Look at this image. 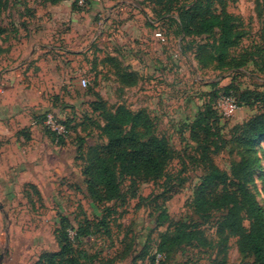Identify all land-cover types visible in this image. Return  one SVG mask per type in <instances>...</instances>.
Returning a JSON list of instances; mask_svg holds the SVG:
<instances>
[{
    "label": "rangeland",
    "instance_id": "rangeland-1",
    "mask_svg": "<svg viewBox=\"0 0 264 264\" xmlns=\"http://www.w3.org/2000/svg\"><path fill=\"white\" fill-rule=\"evenodd\" d=\"M208 1L68 0L66 7L72 13L66 16L62 10L45 15L47 7L42 0H10L6 4L0 19V30L4 31L0 35V47H4L0 55V80L6 87L0 93L5 103L1 105L5 107L4 117L24 101L33 84L35 87L42 84L39 88L46 89L50 106L33 104L27 112L32 117L37 112L52 114L65 123L64 142H55L43 125L42 140L46 138L56 146L51 161L55 163L56 156L65 161L68 175L51 178V183L40 181L39 192L28 184L22 187L21 180L3 184L0 264H38L46 253H59L56 234L63 218H68L76 228L86 227L88 219L95 224L90 225L89 232L93 235L80 239L75 249L78 256L87 253L100 264V260H113V264H151L156 253L162 257L160 264L253 262L251 256L242 255L239 238L226 230L231 207L202 213L195 202L196 191L209 174V165H214L229 178V190L240 203L242 228L251 232L264 223V142L256 145L247 142L250 123L264 119V73L260 70L264 67V0H226L225 5L210 0V9ZM191 9L198 15L209 9L214 14L233 16L243 33L234 53L248 51L252 54L250 62L238 70L202 69L196 59L198 49L205 47L214 52L220 31L198 34L191 30L186 17ZM39 13L43 15L41 20ZM179 18L182 24L178 26L171 21ZM42 22L55 30L47 44L49 48L42 54L43 68L38 72L36 66H15L18 49L29 50L33 46L30 41H23L24 35L42 29ZM136 24L138 31L145 30L155 41L163 40V59L153 56L156 65L163 68L155 70L157 73L153 68L151 74L141 77L145 80L143 84L127 89L116 84V66L109 59L114 57L124 66L138 63L139 59H132L127 50L132 42L128 38H134ZM10 61H15L13 66L8 64ZM53 72L63 82L56 84ZM43 73L45 85V80L39 79ZM82 80L87 81L86 88L81 86ZM225 94L239 103V109L230 117L223 116L217 108L218 97ZM95 95L111 110L120 105L134 109L156 107L159 116L155 119V135L166 138L172 154L165 176L157 181L118 173L122 197L108 204L93 203L80 176L93 151L107 143L99 127L103 121L99 113L92 112L90 101H95ZM148 96L155 98L148 100ZM206 109H213L214 113L210 130L192 139L191 127ZM21 129L18 133L23 134L17 137L16 144L24 149L17 152L2 145L0 158L8 155L16 159L24 151L26 169L33 174L36 169L32 165L40 159V151L35 149L40 136L31 137L28 128ZM3 139L7 136L0 137L4 144ZM203 148L209 160L202 159ZM21 156L24 157L23 152ZM161 215L167 216L163 222ZM179 222L197 230L200 240L169 255L159 252L161 237L171 234L172 225ZM70 235L74 237L73 231Z\"/></svg>",
    "mask_w": 264,
    "mask_h": 264
},
{
    "label": "trees",
    "instance_id": "trees-1",
    "mask_svg": "<svg viewBox=\"0 0 264 264\" xmlns=\"http://www.w3.org/2000/svg\"><path fill=\"white\" fill-rule=\"evenodd\" d=\"M9 1L0 0V19L3 14L2 11H4ZM50 1L52 4H57L60 0ZM219 1L221 5L226 4V0ZM211 4L212 2L209 0V9ZM209 9L205 13H200V15L193 13V9L186 12L189 28L196 33L208 34L216 29L220 31L219 44L214 52L205 47L198 49L196 59L199 66L202 69L212 68L214 70H238L245 67L250 62L252 54L248 51L238 55L234 53V50L239 47L243 40V33L239 31L235 18L226 13L214 14ZM30 16L32 15L30 14ZM162 19H166V17ZM171 21L177 26L182 22L180 18L179 20ZM3 32V30H0V35ZM3 53L4 48L0 47V55ZM109 61L116 66L114 76L122 87L131 88L137 86L141 79L138 73L130 72L129 67H124L114 57L109 59ZM117 66L121 67V69L117 68ZM260 70L264 73V67ZM225 95L230 96L229 94ZM90 104L93 108L92 112L99 113L103 121V126L99 127L101 134L107 140L106 145L93 151L91 159L88 160V166L82 172L87 195L93 203L108 204L122 197L118 181L119 175L130 178L144 177V179L151 181H157L165 176L172 154L168 148L166 138H160L155 135L156 118H153L145 109L133 112L124 105L111 110L100 96L96 97L95 101ZM215 109L218 111L216 105ZM212 110L206 109L199 113L194 125L191 127L192 139H197L200 132H209L210 120L214 114ZM46 115L44 114L40 117L42 125ZM49 134L55 142H64V138H58L52 133ZM247 142L249 145L264 142V119H255L250 123ZM202 159L209 160L207 151L204 148L202 150ZM208 168L209 174L196 191L195 203L198 211L209 213L211 209L231 207L227 223L225 224L226 230L239 238L242 255L253 258V262L243 264H264V223H260L258 230L245 231L242 228L239 217L240 203L235 199V193L229 190L228 176L214 165H209ZM220 187L223 188L221 192L218 191ZM166 219L167 216H160L162 222ZM86 223V227L79 226L76 228L71 225L68 218H63L60 222L61 228L56 234L61 248L60 252L46 253L41 257L38 264H95L97 261L95 256L90 257L87 253H82L80 257L77 249H75L80 239L93 235L92 232H89L90 225L93 223H90L89 219ZM172 228L171 234H165L161 237L158 248L161 253L169 255L179 247L200 240V233L182 222L172 225ZM69 230L73 231V238ZM155 260L156 255L151 264H155ZM100 261L101 264H113L114 262L113 260Z\"/></svg>",
    "mask_w": 264,
    "mask_h": 264
},
{
    "label": "crops",
    "instance_id": "crops-1",
    "mask_svg": "<svg viewBox=\"0 0 264 264\" xmlns=\"http://www.w3.org/2000/svg\"><path fill=\"white\" fill-rule=\"evenodd\" d=\"M40 1L41 0H39V2ZM67 1L68 0H60L57 4H52L50 0H42V3H44L45 5L44 7H47L46 9L47 11L45 10L44 14L45 15L48 14V16H52L61 10L63 11L62 13H64L63 14L64 16H66L67 14H71L72 10L66 7ZM41 9H44V8H41ZM42 18H43V15L39 13L38 19L41 20ZM42 24H43L42 29L29 32L28 34L24 35L25 38L23 39V41L25 43H27V41H30V43H33V46H31L29 50H28V47L18 49L17 51L18 53H16L17 62L15 63V61L13 62L10 61L8 62V64H11L12 66L14 65V63L16 64L15 66H18V64H23L24 67L29 66L32 68L36 66L35 70L38 72H39V68H43L44 66L43 64L45 63V60L42 58V54H44V52H46V50L49 48L47 44L54 37L55 30L53 28H48L46 25H44L43 22ZM133 30L135 31L134 38L132 36L128 38L129 42L130 40H132V42L128 44L127 50H128V54L130 55V57H132V59H136V60L139 59V61L138 63H135L134 65H132V63L129 62L127 65L125 66L123 65V66L129 67L130 72H136L140 75V77H144L148 73L151 74V71L153 70V68H154V73H157V71L155 70L159 71V68L161 70V68L163 67L162 66L159 67L156 65V63L154 62L153 56L158 58V60L163 59L164 47H163V44L161 43L163 40L156 39L157 41H155L154 38H152V36H148V33L145 30L141 32L138 31L139 27L137 24L135 25V28ZM137 35H141V36L138 37ZM65 39L68 40V36L65 37ZM64 45L66 46V43H64ZM153 48H157V49H153ZM140 49H145V51H142L141 53ZM147 51L150 52V54H146ZM157 51L158 53H156ZM151 62L153 63L152 65H151ZM52 67L55 68V65L54 66L52 65ZM5 76L6 75H2L3 78H5ZM43 76H45L44 73L41 75V77H39L40 82L45 80ZM52 78H55L54 82L56 84H58V82L60 83L63 82V79L59 77L56 72H53ZM143 81L145 80L141 78L137 86L127 88V89H136L139 85L144 83ZM45 82L47 83V81L45 80L43 85H45ZM116 84L121 86L118 81H116ZM2 85L4 84H3V80L1 79L0 80V93L3 90H6L5 85L4 86ZM41 85L35 87V84H33L30 88V91L28 92V95H25L24 101L18 104V107L16 108L14 107L15 109H13L12 114L11 115L9 114L8 117H4V114H6L4 111L5 107L1 105L5 103H4V99L0 97V126L2 129L0 130V137L2 135L3 137L7 136V139H3V140H6L4 144L0 142V147H2V145H5L10 150L14 149L17 152L19 149L23 150L24 148H22V146H20L19 144H16V142H18L17 137L20 134L21 135L23 134L22 131L21 133H18V130H20V128H23L21 130L28 128L27 130H29L30 133L32 134L31 137L38 138V136H40L39 142H36L35 144V149L40 151V159H38V161L34 165H32L33 168L36 169L37 173L34 172L32 174L31 172H28L30 170L26 169L25 164H27V154L24 151H22L24 157L21 156L22 152H19L20 157L16 159H12L8 155H2V158H0V192L4 191L2 187H4L5 185L3 184L8 183L11 185L12 183H16L17 181L19 182V180L24 182L22 184V187L25 184H28L31 187H35L37 191L39 192L41 190L40 181L51 183V178L53 179L54 177L63 178L68 175L66 174L67 172H66L65 161H62V159H60L57 156H56L57 159L55 163L51 161V157L55 155L54 150L56 149V146L53 143L46 140V138L42 140L44 136L42 133V122H41L40 117L46 113L37 112V113H34L32 117V115L31 116L28 115V112H27L30 110V108H32L33 104L37 107L39 106L49 107L50 106L48 101H46V97H47V94H45L46 89L39 88L41 87ZM53 92H56V91H53ZM151 98L152 97H149V96L146 97V99L148 100ZM154 98L155 97H153L152 100ZM89 100L91 99L89 98ZM91 102L93 101H90V103ZM127 108H129L133 112H138L139 110L145 109L148 111V113L153 118H156L159 116L158 110H156L155 109L156 107L154 106H149V107L143 106L137 109L127 106ZM20 121H22L21 126L19 125ZM12 137H16L15 140L14 139L10 140V143H8V140L11 139ZM23 147H25V145H23ZM80 176L81 178L84 179L82 174H80ZM92 240L94 241V239ZM95 264H100V263L96 261Z\"/></svg>",
    "mask_w": 264,
    "mask_h": 264
},
{
    "label": "built area",
    "instance_id": "built-area-1",
    "mask_svg": "<svg viewBox=\"0 0 264 264\" xmlns=\"http://www.w3.org/2000/svg\"><path fill=\"white\" fill-rule=\"evenodd\" d=\"M88 85L86 80L81 81V86L86 88ZM217 108L221 114L225 117H230L234 112L239 109V105L232 96L222 95L217 100ZM43 126L49 133L54 134L58 138H65L67 135V129L64 123H62L59 117H55L52 114H47L43 120ZM161 255H156L155 264H160Z\"/></svg>",
    "mask_w": 264,
    "mask_h": 264
}]
</instances>
